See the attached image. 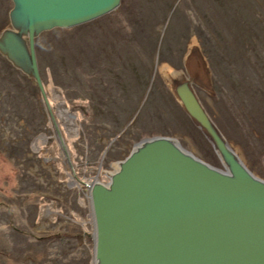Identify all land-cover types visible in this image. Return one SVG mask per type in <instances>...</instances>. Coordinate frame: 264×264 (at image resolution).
<instances>
[{
    "label": "rangeland",
    "instance_id": "1",
    "mask_svg": "<svg viewBox=\"0 0 264 264\" xmlns=\"http://www.w3.org/2000/svg\"><path fill=\"white\" fill-rule=\"evenodd\" d=\"M10 5L0 0V29ZM66 28L39 33L34 49L81 180L153 134L173 135L219 165L161 77L164 65L183 67L190 44L210 71L211 93L195 87L201 103L246 166L264 177V0H120ZM9 65L0 56V264H91L86 187L67 184L36 86Z\"/></svg>",
    "mask_w": 264,
    "mask_h": 264
},
{
    "label": "water",
    "instance_id": "2",
    "mask_svg": "<svg viewBox=\"0 0 264 264\" xmlns=\"http://www.w3.org/2000/svg\"><path fill=\"white\" fill-rule=\"evenodd\" d=\"M119 1L10 0L8 24L0 29V56L35 84L72 177L34 39L94 19ZM181 64L162 66L161 77L219 165L193 154L173 135L153 134L101 168L104 180L81 181L92 224L91 264H264V177L246 166L201 103L195 87L211 93V82L196 45L188 46Z\"/></svg>",
    "mask_w": 264,
    "mask_h": 264
},
{
    "label": "flooded vegetation",
    "instance_id": "3",
    "mask_svg": "<svg viewBox=\"0 0 264 264\" xmlns=\"http://www.w3.org/2000/svg\"><path fill=\"white\" fill-rule=\"evenodd\" d=\"M32 82V81H31ZM33 83V82H32ZM34 84V83H33ZM35 85V84H34ZM99 106H100V108H101V106H102V104H99ZM52 109V108H51ZM59 126V125H58ZM52 129V128H51ZM53 132V131H52ZM62 134V133H61ZM54 136V135H53ZM62 138H63V136H62ZM55 141L57 142V144H58V146H59V148H60V150H61V153H62V156H63V158H64V160H65V156H64V153H63V150L61 149V147H60V145H59V143H58V141L55 139ZM63 142H64V139H63ZM64 145H65V149H66V152H67V155H68V158H69V160H70V153L68 152V149L66 148V144H65V142H64ZM123 145V142H122V144L120 143V145L118 146V148H121V146ZM129 145V144H128ZM103 152H105V151H103ZM102 152V153H103ZM123 153V151L121 150V149H118V151H116V153L113 155V156H109L108 157V159L107 160H105V162H101L100 164L98 163L97 164V167H95V170H94V173H93V175L91 176V178H89V180L88 181H90L93 177H97L98 178V176L100 175H102V173L100 172V169L101 168H108L109 167V165H108V163H109V161H111V160H113V159H115V158H117V157H119V156H121V154ZM104 156V153L103 154H100V156L99 157H103ZM71 161V160H70ZM92 161H93V159H91V160H89L87 163H86V160H84L83 161V165H85L86 167L83 169V170H86V168H88V166L89 165H91V163H92ZM65 162H66V160H65ZM86 163V164H85ZM94 163H96V161L94 162ZM88 165V166H87ZM94 165V164H93ZM66 166H67V170H68V173H69V176H70V178H69V180L67 181V184L68 185H71L72 183H81L82 185H84V183H82L81 181H84V180H81L77 175H76V173H75V170H74V173H75V176L76 177H72L71 176V174H70V171H69V169H68V164H67V162H66ZM73 167V166H72ZM73 169H74V167H73ZM86 189V188H85ZM87 197V196H86Z\"/></svg>",
    "mask_w": 264,
    "mask_h": 264
},
{
    "label": "trees",
    "instance_id": "4",
    "mask_svg": "<svg viewBox=\"0 0 264 264\" xmlns=\"http://www.w3.org/2000/svg\"><path fill=\"white\" fill-rule=\"evenodd\" d=\"M51 30H61V31H66L67 30V28L66 27H55V28H52ZM9 64V63H8ZM9 66H11V65H9ZM25 76V75H24ZM40 76H41V74H40ZM41 79H43L42 77H41ZM33 84V83H32ZM33 86H35L34 84H33ZM35 88V91H37L36 90V87H34Z\"/></svg>",
    "mask_w": 264,
    "mask_h": 264
},
{
    "label": "bare ground",
    "instance_id": "5",
    "mask_svg": "<svg viewBox=\"0 0 264 264\" xmlns=\"http://www.w3.org/2000/svg\"><path fill=\"white\" fill-rule=\"evenodd\" d=\"M192 45V44H191ZM194 45V44H193ZM192 47H194V46H192ZM36 49V48H35Z\"/></svg>",
    "mask_w": 264,
    "mask_h": 264
}]
</instances>
